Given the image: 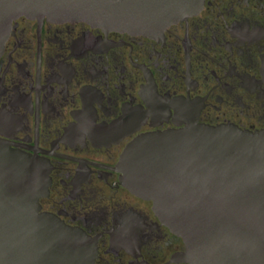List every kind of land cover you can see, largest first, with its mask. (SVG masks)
<instances>
[{"label": "flooded vegetation", "instance_id": "af4514ba", "mask_svg": "<svg viewBox=\"0 0 264 264\" xmlns=\"http://www.w3.org/2000/svg\"><path fill=\"white\" fill-rule=\"evenodd\" d=\"M264 132V0H205L146 37L19 18L0 55V141L50 168L42 208L86 233L95 264H187L153 202L123 181L140 135L190 124Z\"/></svg>", "mask_w": 264, "mask_h": 264}, {"label": "water", "instance_id": "95a60500", "mask_svg": "<svg viewBox=\"0 0 264 264\" xmlns=\"http://www.w3.org/2000/svg\"><path fill=\"white\" fill-rule=\"evenodd\" d=\"M205 0H0V55L19 18L84 22L153 37ZM124 184L185 246L187 264H264V132L207 126L140 135L124 151ZM50 168L0 141V264H95L83 231L46 212Z\"/></svg>", "mask_w": 264, "mask_h": 264}]
</instances>
